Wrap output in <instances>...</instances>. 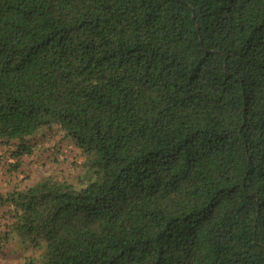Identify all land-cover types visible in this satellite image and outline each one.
Returning <instances> with one entry per match:
<instances>
[{
  "label": "trees",
  "instance_id": "16d2710c",
  "mask_svg": "<svg viewBox=\"0 0 264 264\" xmlns=\"http://www.w3.org/2000/svg\"><path fill=\"white\" fill-rule=\"evenodd\" d=\"M0 176L8 264H264V0H0Z\"/></svg>",
  "mask_w": 264,
  "mask_h": 264
},
{
  "label": "rangeland",
  "instance_id": "374dc122",
  "mask_svg": "<svg viewBox=\"0 0 264 264\" xmlns=\"http://www.w3.org/2000/svg\"><path fill=\"white\" fill-rule=\"evenodd\" d=\"M53 141L57 142V138L48 140L46 143H43L37 151H42L43 150V156H38L37 158L28 161L27 162V168L28 172L26 174L28 175L29 178L35 179L38 176L44 174L45 172H52V173H57V172H64L68 176H74L76 175V171L70 164H66L63 161H60L61 164L59 165L54 161L53 157H58L59 160H62L63 157L65 158H71V155L74 154L73 147L69 145V139H66V141L61 143V146H54ZM51 142V143H50ZM46 148H48L46 150ZM53 148V149H52ZM26 169V167L24 168ZM1 177V176H0ZM23 177H25V174H20V178L23 181ZM7 179H2L0 178V185L3 188H7ZM22 184V182H21ZM16 245H19V243H15ZM33 251V250H32ZM31 250H23V255L26 254H31Z\"/></svg>",
  "mask_w": 264,
  "mask_h": 264
},
{
  "label": "crops",
  "instance_id": "0c3cea01",
  "mask_svg": "<svg viewBox=\"0 0 264 264\" xmlns=\"http://www.w3.org/2000/svg\"><path fill=\"white\" fill-rule=\"evenodd\" d=\"M0 264H8V262L6 260H1L0 259Z\"/></svg>",
  "mask_w": 264,
  "mask_h": 264
}]
</instances>
